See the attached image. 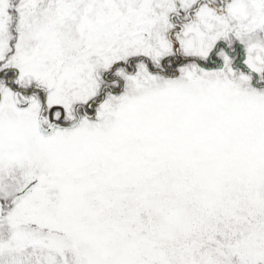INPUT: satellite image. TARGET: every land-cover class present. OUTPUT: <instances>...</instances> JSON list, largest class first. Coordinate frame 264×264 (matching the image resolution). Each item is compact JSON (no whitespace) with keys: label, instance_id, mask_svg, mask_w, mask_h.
<instances>
[{"label":"snow or ice","instance_id":"6c2138e0","mask_svg":"<svg viewBox=\"0 0 264 264\" xmlns=\"http://www.w3.org/2000/svg\"><path fill=\"white\" fill-rule=\"evenodd\" d=\"M0 264H264V0H0Z\"/></svg>","mask_w":264,"mask_h":264}]
</instances>
